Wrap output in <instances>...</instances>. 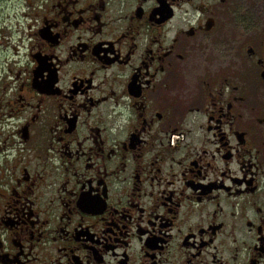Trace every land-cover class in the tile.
I'll return each mask as SVG.
<instances>
[{"label":"flooded vegetation","instance_id":"obj_1","mask_svg":"<svg viewBox=\"0 0 264 264\" xmlns=\"http://www.w3.org/2000/svg\"><path fill=\"white\" fill-rule=\"evenodd\" d=\"M24 3L0 264H264V0Z\"/></svg>","mask_w":264,"mask_h":264},{"label":"rangeland","instance_id":"obj_2","mask_svg":"<svg viewBox=\"0 0 264 264\" xmlns=\"http://www.w3.org/2000/svg\"><path fill=\"white\" fill-rule=\"evenodd\" d=\"M28 8L24 0H20L17 5L13 0H0V42L6 36L4 50L9 49L6 58L10 61L16 53L18 47L23 50V39L28 35L29 22L26 19Z\"/></svg>","mask_w":264,"mask_h":264}]
</instances>
